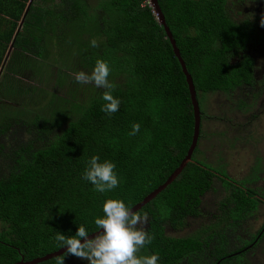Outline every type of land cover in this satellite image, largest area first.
Listing matches in <instances>:
<instances>
[{"label": "trees", "instance_id": "obj_1", "mask_svg": "<svg viewBox=\"0 0 264 264\" xmlns=\"http://www.w3.org/2000/svg\"><path fill=\"white\" fill-rule=\"evenodd\" d=\"M156 1L192 78L199 109V92L231 95L253 86L255 60L244 51L249 31L225 11L226 0ZM92 2L0 0V66L12 46L1 76L2 95L9 99L12 89L13 94L17 88L19 94L24 91L19 68L10 64L21 52L41 58L54 40L67 41L74 50L81 39L78 57L68 51L69 59L77 58L75 72L90 74L97 59L107 61L108 79L115 85L112 94L121 102L109 117L100 110L105 89L82 105L60 100L52 107L50 101L45 114L29 121L32 138L8 153L3 152L7 143H0V156L12 160L0 164V221L19 231L30 228L18 243L0 236V264L58 250L57 232L74 236L80 225L89 234L99 230L94 221L104 215L107 199H121L130 208L139 203L178 167L192 141L194 117L185 76L148 0ZM58 28L66 31L59 38L54 34ZM93 39L98 47L91 46ZM27 87L35 91L22 106L27 107L31 98H44L40 95L44 91ZM70 98L77 100L74 91ZM23 123L17 113L7 112L0 122V137L7 136L12 125ZM134 123L140 130L129 135ZM200 136L201 131L198 142ZM197 146L181 173L137 211L147 214L145 230L155 236L140 256L158 254V264H259L254 252L264 241V222L256 232L246 223L264 205V190L249 187L256 178L233 180L196 160ZM93 155L116 165L119 186L114 190L96 192L82 178L86 160ZM210 190L220 197L216 229L221 234L166 235V226L181 228L187 218L199 216L202 198ZM56 258L38 264H56ZM76 259L82 260L68 255L64 264H78L73 263Z\"/></svg>", "mask_w": 264, "mask_h": 264}, {"label": "rangeland", "instance_id": "obj_2", "mask_svg": "<svg viewBox=\"0 0 264 264\" xmlns=\"http://www.w3.org/2000/svg\"><path fill=\"white\" fill-rule=\"evenodd\" d=\"M92 1L94 3V0ZM54 2L56 3V0ZM263 2L264 0H226L225 11L235 22L242 24L249 31L250 39L245 44L244 51L255 60L254 84L253 86H243L231 95L222 92L198 93L202 113L201 136L196 155H194L196 160L224 171L233 180L243 181L256 178V181H252L249 187L260 192L264 190V26H261V18L264 17ZM56 15L57 13L54 12L53 17L57 20ZM89 29V31L93 30ZM63 32L62 28H58L54 34L59 38V35L64 36L66 31L64 34ZM82 42L81 39L77 40L78 47L76 46V50H71L69 42L62 41L61 43L54 40V44L49 46L45 57L38 58L32 54L21 52L18 55L19 59L11 60L10 64L20 70L17 76L21 79L20 84L24 91L19 94L17 88V94H13L14 90L12 89V98L9 99L4 96L5 93L3 95L0 93V122L8 112L13 116L17 113V117L24 123L21 127L16 124L12 125L7 136L0 137V143H7L3 152L8 153V149L32 138V136L30 137L32 131L29 121L35 116L45 114V111L50 106L54 107L58 101L67 100L82 105L103 90V88L95 87L94 84H80L74 79L76 73L74 64L77 59L75 56H79ZM11 50L12 47L7 53L9 55H5V62L8 61ZM68 51L76 52L73 59H69ZM27 57L30 60L27 59L28 65L25 66L24 60ZM21 62L22 65H20ZM5 68H3V73ZM13 80L15 82L16 79ZM27 85L44 91L40 94L44 95V98H38V101L31 98L30 104L24 107L22 102L33 96L35 91H31ZM72 91L75 92L77 100L70 98ZM50 101L53 103L48 106ZM11 161L9 158L0 156L1 165L11 164ZM241 184L248 188L246 183L242 182ZM219 200L218 193L208 191L202 198L201 206L198 209L199 216L187 218L181 228L166 226V235L203 238L211 231L220 235V231L216 229V220L220 215ZM263 222L264 205H260L259 211L247 221L246 225L252 232H256ZM138 227L145 229L146 225ZM221 231L228 235L231 234L228 230ZM29 232V227L19 231L16 227L0 221V236L9 242L18 243L21 241V236ZM143 251L145 248L141 249L138 255L140 256ZM254 253L257 263L263 264L264 241L261 243V248ZM251 258L250 256L247 259ZM248 262L252 261L248 260ZM73 263L89 264L86 260L78 261L77 259Z\"/></svg>", "mask_w": 264, "mask_h": 264}, {"label": "clouds", "instance_id": "obj_3", "mask_svg": "<svg viewBox=\"0 0 264 264\" xmlns=\"http://www.w3.org/2000/svg\"><path fill=\"white\" fill-rule=\"evenodd\" d=\"M261 26H264V17L261 18ZM90 43L92 47H98L95 39ZM110 72L108 62L97 59L90 74L84 71L74 74L75 81L80 84H94L97 88L105 89L102 94L104 103L100 110L109 117L119 110L121 103L112 94L115 85L108 79ZM139 130L140 125L134 123L129 135H135ZM115 168L113 162H101L98 155H93L86 160L82 178L90 182L96 192L107 193L119 186ZM103 213L102 217H97L94 221L96 229L103 231H98L94 238H88L89 232L83 225L78 226L74 236L57 232L54 238L57 246L66 248V251L64 255L56 258V264H64L68 255L86 260L89 264H158V254L138 255L141 249L155 239L144 227H138L147 224V214L134 212L123 200L111 198L104 202Z\"/></svg>", "mask_w": 264, "mask_h": 264}, {"label": "water", "instance_id": "obj_4", "mask_svg": "<svg viewBox=\"0 0 264 264\" xmlns=\"http://www.w3.org/2000/svg\"><path fill=\"white\" fill-rule=\"evenodd\" d=\"M148 5L153 8V12L156 15V19H157L158 23L163 26L166 38L169 40V42L172 46L173 53L176 56V58L178 59V62H179L181 69H182V72L185 76V81H186L187 86H188V91H189L190 100H191V104H192L194 124H193L192 141L188 147V150H187L184 158L181 160L178 167L168 176V178L166 179V181L164 183H162L156 189H154L153 191L148 193L139 203H137L133 207H131L132 211H134V212H137L138 210H140L145 204H147L154 197H156L158 193H160L163 189H165L181 173V171L184 169L186 164L191 161L192 154H193V152L197 146V143H198V138H199V134H200V121H201L200 109H199V104L197 101L196 91H195V88L193 85V81H192L190 74L188 73V71L186 69V66H185L183 59L180 56L179 49L177 48V46L175 44V40L173 39V36H172L169 28L167 27L166 23H165L164 17H163V15H162L159 7H158L157 1L156 0H148ZM98 231L102 232L103 230L100 229V230H97L95 232L90 233L88 238H90V239L94 238L95 235L98 234ZM81 242H83V240ZM251 246H252V244L249 245V247H251ZM249 247H247V248H249ZM65 251H66V248H59L58 250L51 252V253H47L41 257H37V258L31 259L28 261H25L22 258L18 262H15L12 264H38V263L50 260L52 258H56L58 256H61L64 254Z\"/></svg>", "mask_w": 264, "mask_h": 264}, {"label": "crops", "instance_id": "obj_5", "mask_svg": "<svg viewBox=\"0 0 264 264\" xmlns=\"http://www.w3.org/2000/svg\"><path fill=\"white\" fill-rule=\"evenodd\" d=\"M8 47H12L11 45H9ZM10 48H7V50H6V52H5V55H9V54H7L8 53V51H10ZM11 52H12V50H11ZM5 55H4V58H5ZM6 63H7V60H6V62H5V59H3V62H2V65L0 66V81H1V76H2V73H3V68H4V66L6 65ZM1 99V98H0Z\"/></svg>", "mask_w": 264, "mask_h": 264}]
</instances>
